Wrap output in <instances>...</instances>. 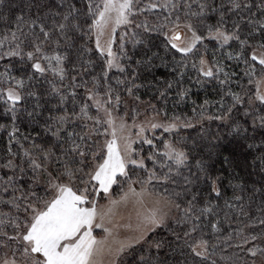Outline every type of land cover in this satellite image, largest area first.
Instances as JSON below:
<instances>
[{
  "label": "snow or ice",
  "instance_id": "snow-or-ice-1",
  "mask_svg": "<svg viewBox=\"0 0 264 264\" xmlns=\"http://www.w3.org/2000/svg\"><path fill=\"white\" fill-rule=\"evenodd\" d=\"M141 2L142 0H87L85 9L83 4L78 6L77 0H45L43 7L47 10L44 14L31 18L26 16L24 10L33 6L39 8L40 5L35 0H26L20 8L21 14L15 16L13 27L0 36V59L17 57L22 62L26 60L31 62V68L35 72L43 74L50 71L61 82L66 78L65 62L73 51L80 58L83 70L88 71L92 61L83 57L85 53L92 52L90 42L94 41L95 52L104 61L100 74L92 76L91 81L82 79V83L76 84V77H73V87L84 88L86 98L92 101L97 115H90V105L87 103L71 116L66 111L59 116L50 114L44 131L51 135L52 142L48 145L33 143L31 149H25L19 175L7 177L3 191L7 193L11 189L13 195L9 199L0 197V203L6 204L15 213L23 211L25 218L21 221L20 216L13 215L12 212L0 213V264H103L105 256L111 258L110 264H121V255L132 245L116 239L105 226L104 220L108 212L97 208L101 192L112 205L128 203L130 199L143 205L146 196L157 197L153 200L154 207L144 214H137L138 235L134 238V243L143 247L136 264H218V250L227 251L219 243L221 232L225 224L231 226L233 217L237 221L241 217L248 218L251 222L247 227L254 226L257 219L259 225L264 226V114H260L264 113V0H220L219 4L209 3V0H149L143 6ZM0 5H3V0H0ZM155 9L166 13L163 21L152 27L147 22L137 23L136 28L142 27L145 32L162 35L165 52H172L173 56L180 54V60L175 61V70H178L177 83L185 75L189 61L191 68L199 76H215L219 79V74L223 72L224 79L219 82L221 85L228 83L229 73L224 72L215 57L212 66H209L205 40L215 41L219 48H224L232 41L237 42L239 51L235 55L227 53L229 60H239L245 57L247 49L252 50L250 61L258 64L262 73L256 81L255 98L248 96V106L245 107V98L228 90L218 102V114L206 115L203 105L199 113L201 121H218L217 129L223 126L227 129L228 136L252 141L248 144V149H254L258 155L253 156V171L248 173L251 179L240 178L239 182H233L238 177L229 173L228 183L225 185V178L213 174L204 163L203 148L209 145H201L193 140L189 146L186 140L164 139L161 150L146 135L148 129L153 132L163 129L166 133H172L181 127L191 128L193 123L190 119L173 116L167 122L160 123L153 117L137 124L135 121L139 113L133 108V124L128 125L125 118L118 115L122 97L113 86L109 74L113 70L124 74L126 65L123 61L133 59L127 51V43L130 42L135 48L144 41L131 30L130 40L126 41V33H122L119 48L114 50L115 33L117 28L131 25L132 17ZM212 16L216 17L215 24L207 23ZM0 20L7 23L8 16L0 13ZM229 21L231 28L228 27ZM84 25H87V30ZM201 26L205 28L206 35L201 31ZM257 37L259 40L255 45L250 43V40L255 41ZM61 49L64 51L61 52ZM145 56L146 60H136L137 67L142 63L152 62L157 53H152L151 56L145 53ZM41 61L47 63V69L42 67ZM244 63L248 65L249 59H244ZM135 71L134 68L131 73L132 80L118 77L115 85H125L128 95L139 101L140 97L133 92V88L140 87L134 83ZM254 73L255 67L246 72L250 77L249 83H252L251 77ZM51 84V92L60 95L63 104L64 96L60 94L54 81ZM0 87L3 88L0 97L6 96L11 102L12 107L9 110L12 111L15 121V105L22 98L19 90L24 87V81L17 80L6 70L0 74ZM172 87L173 82H168L167 88ZM187 92L186 89L179 91L181 100L187 96ZM72 95L75 96V93ZM165 95L166 91L160 92L161 97ZM224 96H230L231 102L225 103ZM208 104L209 101L205 100L204 105ZM152 107L155 108V105ZM114 108L117 115L113 114ZM235 113H241L244 121L236 119ZM248 118H251L250 126L247 123ZM77 120L85 121L81 125L83 128H87V121L92 120V131L87 134L77 131ZM68 125L72 127L69 128ZM105 125L107 127L100 132V127ZM132 129H135V136L149 146L150 154L147 157L133 148L135 141L131 139ZM15 131L13 127L9 136ZM257 133L260 137L259 143H256ZM100 135H111V139L106 138L103 146L89 152L91 137ZM221 135L223 134L213 137L210 142L211 149L217 147ZM89 155L91 160L88 159ZM24 158H27L28 168L31 169L29 179L32 183L28 185L27 194L22 192L20 196H16L15 193L21 190L15 186V181L22 180L26 175ZM146 160L152 162V169L146 167ZM193 160L195 163H190ZM224 163L226 166L230 164L229 157H224ZM6 167L15 173L11 160ZM156 167L162 170L161 174H157ZM136 169L147 172V178L132 179L130 172ZM164 169L167 171H163ZM184 169L188 170L187 175H184ZM174 176L183 178L182 191L174 194L177 198H183L184 205L172 199L170 194H154L148 191L147 186L153 181L177 183L172 179ZM42 179L48 190L45 195L53 194L50 199L40 197L33 190L34 185ZM76 181L83 188H74L72 185ZM125 182L128 184L127 191L123 190ZM136 183L141 185L140 192L132 187ZM114 185L121 186L122 195L119 200L111 199ZM200 185H203V189ZM229 190L231 195L228 194ZM165 192L167 193V189ZM173 207L181 213L178 217L180 229L169 230L171 239L164 236L149 237L148 234L155 232L157 228L167 227L166 221ZM253 212L258 215L253 216ZM8 226L13 229L12 233L6 231ZM94 229H102L104 237L97 239ZM235 231L237 237H242V241L228 243V247L240 249L252 258L250 262L244 260L243 264H257V256L261 258V264H264V231L258 234H244L242 229ZM223 239L226 243L230 241L232 232H228ZM256 241H260V244H256ZM249 244L252 246L245 247ZM219 260L225 264H236L235 260L223 255Z\"/></svg>",
  "mask_w": 264,
  "mask_h": 264
},
{
  "label": "trees",
  "instance_id": "trees-1",
  "mask_svg": "<svg viewBox=\"0 0 264 264\" xmlns=\"http://www.w3.org/2000/svg\"><path fill=\"white\" fill-rule=\"evenodd\" d=\"M26 0H3V5H0V13L6 14L8 16L7 23L4 20H0V36H2L6 31L13 27L15 16L21 14L20 8ZM45 0H35L36 4H39L40 7L33 6L31 9H25L24 12L26 16L35 18L36 15H43L47 10L43 7ZM162 2V0H160ZM215 2L216 4L220 3V0H209V3ZM149 3V0H142L141 6ZM78 6L83 4V7L86 9L87 0H77ZM8 5H17V7L9 8ZM256 11V9H253ZM166 13H162L160 9H155L151 12L145 11L142 14H138L132 17L133 23L125 28H122L118 31L116 36V43L114 44V50L119 48V38L122 33H126L125 40L129 41L134 30L140 39L144 41L143 44L137 45L133 48L132 44L127 43V51L132 55L133 59L131 61L124 60L123 63L126 65V72L121 74L119 72H111L109 78L113 83V86L116 87V90L121 95L122 101H132L138 102L139 104L146 105L150 111L156 114L159 113V116L165 120L171 119L173 116H179L182 119L192 120L193 127L191 128H178L175 133L170 135L168 140H186L188 145L192 144L193 140H196L197 143L201 145H209L208 147L203 148L202 158H204V163L208 168L211 169L213 174H219L223 176L225 185L228 183L229 173L231 176L238 177L237 180L233 182H239V179L244 180L251 179L248 176L249 172H252L251 167L253 156L258 155L253 149L249 151L248 144L252 141H244L242 139H234L227 135V129L223 126L217 129L218 121H209L204 119L201 121L200 111L201 106L203 105L206 109V115H216L219 112L220 105L219 101L224 92L231 90L233 93L239 94L245 98L244 106L247 107V97L252 96L255 98V83L258 78L261 77L262 73L260 72V66L250 61L251 49L246 50L245 57L237 60H229L227 58V53L231 52L235 55L239 51V45L237 42L232 41L229 45H226L224 48H219L215 41L205 40V45H207L208 51L206 54V59L209 61L210 66H212L213 58L218 61L224 69V72L229 73L228 83L221 85L219 80L224 79V74L221 72L219 74V79L215 76L212 78H207L199 76V74L191 68V61L188 62V67L185 70V75L182 79L177 80V71L175 70V61L180 60V54L176 53L173 56L172 52H165V43L164 37L158 35L154 32H145L143 28H136V24H144L147 22L149 27H152L157 22L163 21V16ZM258 18V17H257ZM216 17L212 16L208 19L207 23L215 24ZM90 23V21H89ZM85 30H87V25H84ZM228 27L231 28V21H229ZM38 31V29H37ZM201 31L206 35V30L201 26ZM257 40H250V43L254 45L258 42ZM147 45V47L145 46ZM92 48L91 53H85L83 59H91L92 64L88 66V71L85 72L81 67L80 58L77 53L73 51L72 55L69 57L68 61L65 62V73L66 78L63 82L59 80L58 77H53L49 73H38L31 68V62L21 61L17 57L1 59L2 69L1 71L8 70L11 76H14L17 80L24 81V87L21 90V96L24 94L23 99L15 105V115L16 119L13 121V113L9 109L12 107L7 102V97H0V159L2 162H8L11 160L12 153L20 151L19 145L14 144V140L9 136L6 129L8 128H17L24 137V141L20 142L22 146L27 147L32 143H37L36 141H42V128L47 121V117L51 115L64 114L65 111L68 115H72L73 112H77L85 103V90L82 87H73V77H76V84L82 83V79L91 81L92 76H97L101 72L102 65L104 63L103 58L99 57V54L95 52L94 41L90 42ZM7 48V45L5 46ZM61 52L64 49L60 50ZM151 56L152 53H157V56L153 58L152 62L142 63L139 67L136 66V60H146L147 57ZM249 59V64L244 63V59ZM251 67H255V73L251 77L252 83H249L250 77L246 75L247 71L251 70ZM135 71V84L140 85L139 88H133V92L136 96L140 97V100H134L130 97L125 89V85H115L116 78L132 80L131 73L133 69ZM215 71V69H213ZM51 75V76H49ZM31 77V79H29ZM102 79V77H101ZM55 82L56 86L59 88L60 94L64 96V102L61 104L60 95L54 94L51 92V82ZM168 82H173V87L171 89L167 88ZM181 89L188 90L187 96L182 100L178 95ZM161 91H166L165 97L160 96ZM73 92L75 96H73ZM29 93H32L29 95ZM115 96V93H114ZM205 100L209 101L208 105H204ZM225 103L231 102L230 96H224ZM155 105V108L152 106ZM195 109V112H194ZM242 112V110H241ZM165 113L167 114L165 116ZM28 114H32V117L29 118ZM264 114V113H260ZM236 119L244 121V117L241 113H235ZM248 126L251 124V118H248ZM223 134L220 136L218 145L215 149H211L210 142L213 140V137ZM206 137V138H202ZM154 140L158 144V147L162 150L163 140ZM260 137L257 133L256 143H259ZM136 151L139 152L142 156L147 157L150 154L149 146L138 145L135 146ZM241 153H238V151ZM211 152V155L209 153ZM219 153V155H217ZM229 157L230 164L225 165L224 157ZM194 164L195 161H190ZM146 167L149 169L153 168L152 162L150 160L145 161ZM194 170V169H193ZM157 174H161L162 170L159 167L155 168ZM163 171H167L164 169ZM184 175L188 174V170H182ZM132 179L139 177L140 179L147 178V172L143 169H136L130 172ZM258 179V177H256ZM173 180L177 183H158L153 181L151 185L147 186L150 191L154 194H170L171 198L177 200L179 203L184 205L185 201L182 197L177 198L175 192L182 191V186L184 184L182 177L174 176ZM24 186V184H23ZM125 188L126 185L124 184ZM134 189L141 187L139 183L132 185ZM191 187V186H190ZM203 189V185H200ZM167 189V193L165 190ZM121 189L115 186L112 190L115 195H120ZM229 195L231 192L229 190ZM190 198V197H189ZM222 203V202H221ZM181 215L180 212L176 210L175 217L166 224V228H157L154 233H151L149 237H172L169 234V230L175 228L179 230L181 225L178 222V217ZM258 213L253 212V216H257ZM221 220L223 221V216L221 215ZM251 221L248 218L241 217L239 221L233 217V223L229 225L225 224L221 232V240L219 241L221 248H226L227 251L218 250L217 260L218 264H225L224 261H220L219 257L221 255L226 258H231L236 261V264H243L244 260L251 261V257L247 255L246 252H242L240 249L235 247H228V243L236 244L242 241V237L236 236L237 229H242L244 234H258L264 231V226L259 225V220L255 221V225L252 227H247ZM228 232H232V239L227 243L224 241L223 237L228 235ZM256 244H260V241H256ZM252 245H246L245 247H251ZM142 245L137 247L130 248L127 253L124 255L123 259L120 261L121 264H136L142 250ZM238 254V255H237ZM257 264H260L261 258L256 257Z\"/></svg>",
  "mask_w": 264,
  "mask_h": 264
},
{
  "label": "rangeland",
  "instance_id": "rangeland-1",
  "mask_svg": "<svg viewBox=\"0 0 264 264\" xmlns=\"http://www.w3.org/2000/svg\"><path fill=\"white\" fill-rule=\"evenodd\" d=\"M125 27L126 26H121V27L117 28V31L115 33V39H116L118 31L121 30L122 28H125ZM113 47H114V45H113ZM259 54H260L259 51H257L258 56H259ZM250 56H251V53H250ZM7 58H9V57H7ZM11 58H13V57H11ZM1 61H3V60L0 59V65H1ZM41 65H42V67L47 69V63L46 62L41 61ZM209 66H210V64H209ZM0 68L2 69V67H0ZM114 71L115 70H113L112 72H114ZM3 73H4V71H1L0 74H3ZM45 73H49L52 75V73L50 71H45ZM51 75H49V76H51ZM4 87H6V86H4ZM22 89L23 88H21V90ZM2 90H3V88L0 87V91H2ZM21 90H19V91L21 92ZM255 91H256V83H255ZM262 91H264V86H262ZM84 94H85L84 95L85 96V99H84L85 103L90 105V108H89L90 115L96 116L97 115L96 109H95V107L92 106V101L87 100L86 93H84ZM21 97H22L21 98V100H22L24 97V94ZM7 102L10 104V106H12L11 102H9L8 100H7ZM130 102L124 100L119 105L118 115L123 116L125 118L126 124H128V125L133 124V119H132V109L133 108L137 109V111L139 113L137 115L136 121H135L137 124H139L141 122H146L147 120L152 119L153 117L155 118V120L157 122H160V123L167 122V120H165L161 116L156 115L153 112H151L150 111L151 109H149L146 105L141 104V103L139 104L138 102H135V101H132V103H130ZM113 114L117 115V111L115 108L113 109ZM28 115H29L28 116L29 118L32 117V114H28ZM59 115H61V114H58L56 116H59ZM69 116H71V115H69ZM101 116H102V114H101ZM47 120H48V117H47ZM84 123H85V121H83V120H77L76 121L77 131L82 132L84 134L90 133L92 131V126H93L92 120L87 121V124H88L87 128L81 127V125H83ZM117 123H119V121H117ZM45 126L46 125H44L42 128V134H43L42 141H40V142L36 141L37 142L36 144L48 145L49 143L52 142L51 135L44 131ZM67 127L71 128L72 125H68ZM105 127H107V126L105 125V126L100 127V132H103ZM15 129H16V131L11 137L14 140V144L15 145L20 144L19 148H21L20 151L18 150V152L12 153V156L10 157L11 161H12V165L15 166V173H13V171H11L9 167H6V165L8 164L9 161L8 162H2V159H0V197H2L3 199H9L13 195L11 189H9V191L7 193H5L3 191L7 177L13 176V175H17V176L19 175V168H20L21 163H22L21 158L23 157V152L25 149H31L32 148V143H30L31 145L30 146L28 145L27 147H24L21 145L20 142L24 141V137L17 128H15ZM6 131L8 134L12 133L13 128H8V129H6ZM131 131L133 132L131 139H132V141H135L132 146L136 150L135 146L144 145V144L142 143V141L138 137L135 136V134H134L135 129H132ZM175 131L176 130H174L172 133H166L163 131V129H157L154 132H153V130L148 129L146 135H148L152 139H155L157 137H159L160 139H162V138L167 139V138H170V135L175 133ZM118 135H119V132H118ZM106 138L111 139V135H108L107 137H105L103 135L92 136L91 140L89 141V143L91 145L89 152L94 151L97 148L103 146ZM146 146H148V145H146ZM238 153H241V151L239 150ZM88 159L91 160V155H89ZM23 167L26 170V175L24 176V178L22 180H16L15 181V186L21 190V191H17L15 193L16 196H20L22 192L24 194H27L28 185L32 183V181L29 179V176H31V169L28 168L27 158L23 159ZM85 170L87 171V168ZM84 178L87 179L86 176ZM23 184H24V186H23ZM125 185H126V187L125 188L123 187V190L127 191L128 190L127 182H125ZM72 186L74 188H83V185L80 184L79 181H76L75 183H73ZM115 186H117L119 189H121L120 185H114L113 188ZM33 190L40 197H42L44 199H50L51 196L53 195L52 193H48L47 195H45L48 190L45 186L44 179H42L40 183L34 185ZM135 190L137 192H140L141 187L138 189H135ZM89 191H91V188L89 189ZM148 191L150 193H152L149 188H148ZM119 192H120V195H115L114 192H112L111 199L119 200L120 196L122 195V192L121 191H119ZM156 198H157L156 195H153L152 197L146 196L145 202L143 205L136 204L134 202V199H130L128 203H118V204L112 205V204H110L109 199L105 198L104 194L102 192L100 193V195L98 197L97 208L101 209L105 212H108V215L105 217V220H104L105 226L111 230V232L116 237V239L132 245L131 247L125 249L124 253L120 257V261L123 259L124 255L127 253V251L130 248L140 246V244L134 243V238L138 235V233L136 231L137 220H138L137 214L138 213L144 214L149 209L154 207L153 200ZM30 199H34V198L30 197ZM109 209H110V212H109ZM8 212H12L13 215H19L21 218V221H23V219L25 218V214L23 211H21L19 213H15L14 210H11L6 204L0 203V213H8ZM175 214H176V209L173 207L171 209L169 216H168L166 224H168L175 217ZM6 231H8L9 233H12L13 229L10 226H8L6 228ZM152 233H154V232H152ZM94 234L96 235L97 239H100V238L104 237V235H105V233L103 232L102 229H94ZM150 234L151 233H149L148 235H150ZM110 260H111L110 257L105 256L103 264H110ZM260 264H261V261H260Z\"/></svg>",
  "mask_w": 264,
  "mask_h": 264
}]
</instances>
